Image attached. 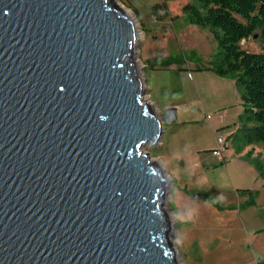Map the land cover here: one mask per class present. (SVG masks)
I'll list each match as a JSON object with an SVG mask.
<instances>
[{
    "label": "water",
    "instance_id": "water-1",
    "mask_svg": "<svg viewBox=\"0 0 264 264\" xmlns=\"http://www.w3.org/2000/svg\"><path fill=\"white\" fill-rule=\"evenodd\" d=\"M138 45L117 0H0V264H179Z\"/></svg>",
    "mask_w": 264,
    "mask_h": 264
},
{
    "label": "rangeland",
    "instance_id": "rangeland-1",
    "mask_svg": "<svg viewBox=\"0 0 264 264\" xmlns=\"http://www.w3.org/2000/svg\"><path fill=\"white\" fill-rule=\"evenodd\" d=\"M196 1L117 0L130 12L139 29L137 60L146 82L145 98L165 122L163 138L157 145L149 143L144 150L152 159L163 163L171 180L166 207L173 224L171 238L178 250L179 264H264V178L256 168L257 162L264 167V142L252 144L243 157L233 150L232 162L215 166L219 170L215 167L208 170L209 180L204 174L189 173L190 168L172 158L168 151L171 131L181 127L196 111L194 101L189 105L184 102L183 91L188 89L185 71L208 65L217 51V41L209 29L189 22L184 14V6ZM241 44L251 52L263 49L259 33ZM157 62L168 64H159L153 69L152 64ZM240 106L243 110V102ZM171 107L178 113V120L172 123L167 122L165 113ZM207 127L202 130L206 141L209 139ZM240 144L237 138L233 148L240 151L244 146ZM198 160L197 155L192 156L190 167H195ZM184 186L187 199L180 201L178 193ZM218 187H251L258 195L249 206L248 195L236 190L221 192ZM194 194H205L232 208L221 210Z\"/></svg>",
    "mask_w": 264,
    "mask_h": 264
},
{
    "label": "trees",
    "instance_id": "trees-1",
    "mask_svg": "<svg viewBox=\"0 0 264 264\" xmlns=\"http://www.w3.org/2000/svg\"><path fill=\"white\" fill-rule=\"evenodd\" d=\"M164 7L167 11V6ZM183 9L189 22L209 29L217 41V51L209 64L198 65L196 70H212L236 81L244 105L239 117L243 143L247 146L264 142V0H197ZM257 33L263 49L255 52L244 49L242 41ZM159 64L162 63H153L152 68ZM165 64L168 63L162 65ZM256 168L264 178L263 164L257 162ZM238 192L250 197L249 206L258 195L251 188H240ZM203 198L221 210L232 208L210 196L203 195Z\"/></svg>",
    "mask_w": 264,
    "mask_h": 264
},
{
    "label": "crops",
    "instance_id": "crops-1",
    "mask_svg": "<svg viewBox=\"0 0 264 264\" xmlns=\"http://www.w3.org/2000/svg\"><path fill=\"white\" fill-rule=\"evenodd\" d=\"M185 73L188 75V85L186 86L188 89L183 91L184 99H186L184 102H187L189 105L193 103L191 101H194L196 111L194 115L191 114L192 116L185 120V123L181 127H175L171 131L167 147L172 158L183 161L187 169L190 168L188 170L189 173L193 175L204 174L205 179L209 180L207 173L210 168L232 162L233 158L231 159L230 157L233 156V150L240 157H243L245 155L244 151L251 146L244 145L241 135L242 126L239 117L244 109L242 110L240 106L242 102H240V93L234 79L220 76L212 70L194 71L188 68ZM189 108L193 109V107ZM205 127L208 128V141L204 140L202 134V130ZM220 135L226 137L229 143V148L225 151L226 157L229 158L227 162L222 161L213 153V149L218 147L217 138ZM237 138L241 141L240 145H244L240 151L233 148ZM231 144L232 146L230 147ZM205 153L209 154L208 157L204 155ZM195 155L199 157L198 162L194 165L196 168L193 165L190 167L189 164L191 157ZM215 168L216 170L220 169L218 167ZM216 179L217 176H215V184L217 186ZM240 188L251 187H218L220 191L236 190L237 192ZM187 195L188 191L186 186H184L182 192L178 193L179 200L187 199ZM201 195L200 198H203L205 194Z\"/></svg>",
    "mask_w": 264,
    "mask_h": 264
},
{
    "label": "built area",
    "instance_id": "built-area-1",
    "mask_svg": "<svg viewBox=\"0 0 264 264\" xmlns=\"http://www.w3.org/2000/svg\"><path fill=\"white\" fill-rule=\"evenodd\" d=\"M218 147L213 149V153L218 156L222 161H229V158L226 157L225 151L227 150L229 143L227 141V138L220 135L217 138Z\"/></svg>",
    "mask_w": 264,
    "mask_h": 264
},
{
    "label": "bare ground",
    "instance_id": "bare-ground-1",
    "mask_svg": "<svg viewBox=\"0 0 264 264\" xmlns=\"http://www.w3.org/2000/svg\"><path fill=\"white\" fill-rule=\"evenodd\" d=\"M143 77V76H142ZM144 78V77H143Z\"/></svg>",
    "mask_w": 264,
    "mask_h": 264
}]
</instances>
